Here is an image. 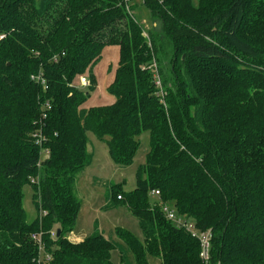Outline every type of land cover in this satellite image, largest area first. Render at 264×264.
I'll use <instances>...</instances> for the list:
<instances>
[{
	"label": "trees",
	"instance_id": "obj_1",
	"mask_svg": "<svg viewBox=\"0 0 264 264\" xmlns=\"http://www.w3.org/2000/svg\"><path fill=\"white\" fill-rule=\"evenodd\" d=\"M143 5L156 24L148 30L121 0H0V264H43L35 235L47 264H113L114 248L126 259L122 245L136 264H205L165 203L212 230L209 264H264V0ZM113 44L115 101L87 107L76 79L95 89L94 67ZM145 131L136 187L112 185L107 204L123 202L143 238L118 228L121 245L101 231L72 240L76 181L93 160L88 132L128 166Z\"/></svg>",
	"mask_w": 264,
	"mask_h": 264
},
{
	"label": "rangeland",
	"instance_id": "obj_2",
	"mask_svg": "<svg viewBox=\"0 0 264 264\" xmlns=\"http://www.w3.org/2000/svg\"><path fill=\"white\" fill-rule=\"evenodd\" d=\"M135 5L133 10L135 17L144 25L146 30L156 24L152 22L150 12L143 5V0H132ZM147 33V32H146ZM148 36V33H147ZM120 59V48L118 45H108L102 51V57L96 64L94 73L99 84L95 89L81 83L80 77L76 79L79 88L86 93L90 92L91 97L98 96L99 100H107L106 97H113L107 90L109 78L114 77ZM113 75V76H112ZM87 78L89 76H86ZM89 79V78H88ZM90 80V79H89ZM89 98V100H90ZM88 101L86 102V105ZM105 104V103H104ZM88 150L93 154L92 163L79 174L76 181V194L82 201V208L78 217L75 230L69 237L77 240L74 233L84 239L96 231H101L108 239L123 244L117 234L118 228H125L138 237L143 238L139 220L130 209L123 203H111V186L123 182V190L130 191L137 184V169L145 163L150 148V135L148 131L143 132L138 138L140 146L136 151L133 162L128 166L117 164L109 154V148L105 141L100 140L93 132H88ZM46 152L43 151L44 159ZM24 207L27 211L28 220H33L37 214V205L33 198V187L28 184L24 187ZM152 203L158 202L156 196H151ZM194 222L193 219H190ZM125 249L126 259H123L121 249L114 248L111 253L113 264H136L134 254L122 245ZM44 255V251L42 252ZM160 263V260H154Z\"/></svg>",
	"mask_w": 264,
	"mask_h": 264
},
{
	"label": "built area",
	"instance_id": "obj_3",
	"mask_svg": "<svg viewBox=\"0 0 264 264\" xmlns=\"http://www.w3.org/2000/svg\"><path fill=\"white\" fill-rule=\"evenodd\" d=\"M123 3H125V5L127 6V8L129 9V11H132V0H121ZM40 80L42 83L45 82V80L43 79V77H40ZM81 83L83 85H90V80L86 77V76H82L81 77ZM46 105L49 107L51 106L50 102H47ZM36 137V141L38 144L42 145L45 142V138L42 134L39 133H35L34 135ZM46 152V150H45ZM33 182L38 181L37 179H32ZM152 193L156 196L160 194L159 190H153ZM163 211L165 212L167 218L169 220H171L176 226L178 227H183L185 228L188 232L191 233V235L198 239L200 241V246H201V250H200V258L202 259V261L205 264H209L210 260H211V247H212V230L211 229H207V230H203L201 228L198 227V225L196 224V222H192L190 219H187L186 217H184L183 215L178 214L171 205H169V203H165L163 206ZM35 238L38 240L39 242V246H40V258L39 260L43 261V264H47L50 259H51V254L46 252L45 250V246L44 243L40 237V235H38ZM44 251V255L42 254V252Z\"/></svg>",
	"mask_w": 264,
	"mask_h": 264
},
{
	"label": "crops",
	"instance_id": "obj_4",
	"mask_svg": "<svg viewBox=\"0 0 264 264\" xmlns=\"http://www.w3.org/2000/svg\"><path fill=\"white\" fill-rule=\"evenodd\" d=\"M96 67V66H95ZM95 67H94V70H95ZM114 73H115V71H114ZM95 76H96V74H95ZM113 76V75H112ZM96 79H97V77H96ZM114 79V77H110L109 78V80H108V82H107V87H108V85L111 83V81ZM97 84L96 85H98L99 84V82H98V79H97ZM107 98V100H104V101H102V100H99V97L96 95V96H94V97H92V98H90V100L88 101V104L86 105L87 107H89V106H92V105H102V104H111V103H113L114 101H115V99L113 98V97H111V96H109V97H106ZM74 235H75V237H76V239L77 240H82V238H80L79 236H77L75 233H74Z\"/></svg>",
	"mask_w": 264,
	"mask_h": 264
},
{
	"label": "water",
	"instance_id": "obj_5",
	"mask_svg": "<svg viewBox=\"0 0 264 264\" xmlns=\"http://www.w3.org/2000/svg\"><path fill=\"white\" fill-rule=\"evenodd\" d=\"M61 233V229H58V235Z\"/></svg>",
	"mask_w": 264,
	"mask_h": 264
}]
</instances>
